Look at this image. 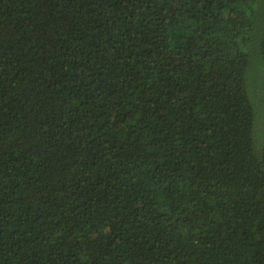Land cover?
<instances>
[{"label":"trees","instance_id":"trees-1","mask_svg":"<svg viewBox=\"0 0 264 264\" xmlns=\"http://www.w3.org/2000/svg\"><path fill=\"white\" fill-rule=\"evenodd\" d=\"M0 264H264V0H0Z\"/></svg>","mask_w":264,"mask_h":264}]
</instances>
